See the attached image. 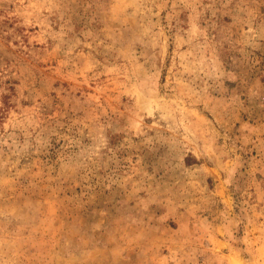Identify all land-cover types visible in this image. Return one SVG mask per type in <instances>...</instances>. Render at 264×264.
Segmentation results:
<instances>
[{"label": "rangeland", "instance_id": "obj_1", "mask_svg": "<svg viewBox=\"0 0 264 264\" xmlns=\"http://www.w3.org/2000/svg\"><path fill=\"white\" fill-rule=\"evenodd\" d=\"M0 264H264V0H0Z\"/></svg>", "mask_w": 264, "mask_h": 264}]
</instances>
